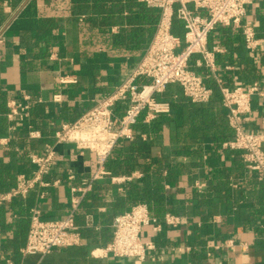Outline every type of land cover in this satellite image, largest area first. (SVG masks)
Here are the masks:
<instances>
[{"label": "crops", "instance_id": "0c3cea01", "mask_svg": "<svg viewBox=\"0 0 264 264\" xmlns=\"http://www.w3.org/2000/svg\"><path fill=\"white\" fill-rule=\"evenodd\" d=\"M142 6L154 16V11L158 12ZM100 7L97 11L91 0L85 12L72 0H21L15 7L4 5L7 18L0 43V168L7 167L14 179L19 173H28L26 156L53 143L56 128L73 121L96 99L109 93L150 41L156 18L148 22L138 10H128L127 6L112 10ZM108 13L112 16L107 17ZM243 23L253 27L257 37H264V0H249ZM116 37L121 40L114 44ZM208 45L219 48L215 54L216 74L224 85L245 86L264 78V43L249 52L238 29L217 25L209 34ZM197 57L192 56L191 62ZM61 76H73L76 81L60 85ZM177 87L168 88L174 93L170 114L159 116L150 125L139 121L133 128V138L127 140L141 139L140 135L145 134L141 141L148 147L147 154H139L138 159H151L161 172L159 178L152 170L149 172L150 179L164 191L161 216L171 212L182 216V223L164 226L155 234L145 228L142 238L151 239L155 248L142 261L92 255L100 253L99 249L111 239V223L120 213L117 204L126 198V185L144 176L138 166L127 173L105 167L110 174L94 182L76 216L79 224L86 214L92 217L91 227L82 230V244L45 255L21 254L31 209H36L42 219L66 217L70 210L66 172L72 169L77 177H88L96 170L93 153L79 154L72 145L59 144L56 166L45 180L58 178L60 184L36 187L26 198L0 206V264H264V237L258 238L255 233L264 231V221L252 224L239 216V210L251 213L250 200L257 192L247 183L252 173L242 163L239 151L222 146L234 132L226 122L220 98L215 94L207 102L194 103L180 95ZM57 91L62 100L54 102L52 96ZM23 94L31 98L29 123L40 131V139H28L24 124L9 121L4 115L5 102L21 99ZM199 108L211 110L215 123L230 129L232 136L220 143L201 131L196 136L192 111ZM160 119L162 123L152 131ZM140 126L146 129L137 131ZM244 127L264 132V93L252 96ZM127 176L131 179L112 180ZM22 235L24 240L20 241ZM228 239H233V244L226 247Z\"/></svg>", "mask_w": 264, "mask_h": 264}, {"label": "built area", "instance_id": "2783aa9c", "mask_svg": "<svg viewBox=\"0 0 264 264\" xmlns=\"http://www.w3.org/2000/svg\"><path fill=\"white\" fill-rule=\"evenodd\" d=\"M136 1L158 10L154 32L141 57L109 93L96 99L73 121L63 122L56 128L53 143L45 144L41 151H31L26 156L28 173H19L11 188L0 191L2 206L15 198H26L36 187L60 184L58 178L51 182L45 180L56 166V145L70 144L79 154L90 152L94 155L96 170L91 176L77 177L72 169L66 172L70 195V210L66 217L42 219L36 209H31L27 236L20 249L23 255H45L54 249L82 244V230L92 225L89 214L84 216L82 223L76 221L84 196L93 189L97 179L110 174L105 163L119 140L132 139L135 134L133 128L139 121L150 125L159 116L170 114V102L157 98L169 85H177L180 95L194 103L207 102L217 94L225 111L226 122L234 132L233 137L224 141L222 146L239 151L246 169L258 180H264V132L244 127L251 110L252 96L264 93V78L245 86L224 85L216 74L215 54L219 48L208 45L210 32L217 25H223L240 31L247 51L254 52L260 48L264 37H257L253 27L243 23L249 0ZM174 17L182 22V38L172 33ZM83 18L84 15L79 17L80 20ZM1 28L0 43L3 41V26ZM194 55L198 57L191 62ZM198 70L203 72L199 73ZM210 78L213 87L208 84ZM58 81L63 85L76 79L61 76ZM174 97L178 98V95ZM52 100L61 101V92L54 93ZM30 101L27 94H23L21 99H8L4 115L9 121L23 123L28 139H40V131L29 123ZM140 136L142 140L145 139L144 133ZM130 179V176L112 177V180L119 182ZM196 187L200 188L201 185L197 184ZM183 220L182 216L171 212L157 216L145 202H137L113 217L110 241L99 249L100 253L92 252V255L142 261L155 248L151 239L142 238L144 229L148 228L153 234L160 233L164 226L176 227ZM232 244L233 239H228L224 246ZM186 249L189 250V247L186 246Z\"/></svg>", "mask_w": 264, "mask_h": 264}, {"label": "trees", "instance_id": "16d2710c", "mask_svg": "<svg viewBox=\"0 0 264 264\" xmlns=\"http://www.w3.org/2000/svg\"><path fill=\"white\" fill-rule=\"evenodd\" d=\"M21 0H0V28L5 23V20L7 18V15L3 9L4 3H6L9 7H15ZM76 4L79 5V9H81V12H85V9L87 8V2L89 0H72ZM93 1V5L95 6V9L101 8L100 6H106L105 9H114L115 7L119 6H127L128 10L136 9L138 10L140 16H142L144 19H146L148 22H152L153 19L158 18V12H155V16L153 15L152 11L146 9L143 5V3H140L141 5L137 4L136 0H91ZM102 2V4H100ZM110 13V12H109ZM107 15V17H111L112 13ZM154 16V18H153ZM104 21V20H103ZM102 22V21H101ZM105 23L102 24L104 27ZM103 31V30H102ZM105 31V30H104ZM103 31V32H104ZM183 25L182 22L177 19L176 17L173 18L172 22V33L183 37ZM124 36H129L124 35ZM121 39L119 37H116L112 40V43L115 44V42L120 41ZM210 86H214L213 83L208 82ZM171 86V85H169ZM169 86L166 88V90L157 96L158 99L167 100L172 104L171 101V95L174 94L172 91L168 90ZM178 88V87H177ZM178 91V90H177ZM121 113V112H119ZM192 119H193V128H195L194 134L197 136L198 131H201L203 135H207L210 138L214 139L216 142L220 143L222 140L229 139L232 136V133L230 129L224 126H220L217 123H215L214 118L212 117V111L209 109H194L192 111ZM162 123V119H160L159 122H157V125L152 126V131H156L159 127V125ZM146 129L145 126H140V128L137 129V131H144ZM213 131L214 134L210 133L209 131ZM139 131V132H140ZM211 134V135H209ZM148 147L145 145L144 142L141 141L140 138L135 139L134 141H128V140H119L117 144L115 145L110 157L107 159L105 163V167L109 170H113L114 172H129L133 167L138 166L142 172L144 173V176L141 180L137 182H129L126 185V198L117 204L119 207L120 213L124 210L129 209L132 205H134L137 202H145L152 213H154L157 216H161V213L164 211V191L162 189V186L157 183L153 182L149 177V172L152 170L156 177H160L161 172L159 171V168L157 167V163L152 161L151 159H147L146 157L142 159V157H139V154L145 155L147 154ZM111 168V169H110ZM173 172V171H171ZM7 173V174H6ZM6 174V175H5ZM14 175L8 174V168L7 167H1L0 168V191L8 190L14 185ZM247 183L249 184L250 189L257 192L255 196L251 198L250 202V212L246 213L245 211L239 210V216L242 220L246 221L251 220L252 224H256V222L264 221V180H258L253 174L248 178ZM13 199L11 202L14 204ZM27 215V211L25 212ZM30 216V214H29ZM26 226L24 223L22 225ZM29 226V225H28ZM256 235L258 238L264 237V231L262 230H256ZM24 240V237L22 235L20 241ZM261 240V239H260ZM263 242V241H261Z\"/></svg>", "mask_w": 264, "mask_h": 264}]
</instances>
